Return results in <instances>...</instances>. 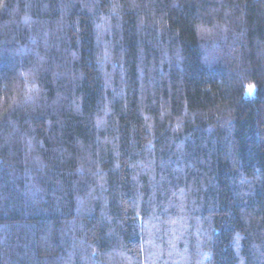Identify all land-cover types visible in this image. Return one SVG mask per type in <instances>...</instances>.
<instances>
[{
	"label": "trees",
	"instance_id": "obj_1",
	"mask_svg": "<svg viewBox=\"0 0 264 264\" xmlns=\"http://www.w3.org/2000/svg\"><path fill=\"white\" fill-rule=\"evenodd\" d=\"M0 264H264V0H0Z\"/></svg>",
	"mask_w": 264,
	"mask_h": 264
},
{
	"label": "snow or ice",
	"instance_id": "obj_2",
	"mask_svg": "<svg viewBox=\"0 0 264 264\" xmlns=\"http://www.w3.org/2000/svg\"><path fill=\"white\" fill-rule=\"evenodd\" d=\"M249 91H251V88H249Z\"/></svg>",
	"mask_w": 264,
	"mask_h": 264
}]
</instances>
